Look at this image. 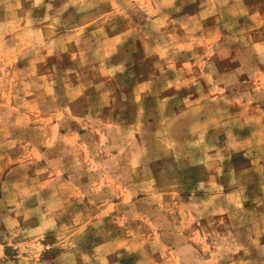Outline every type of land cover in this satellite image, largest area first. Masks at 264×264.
<instances>
[{
	"label": "rangeland",
	"instance_id": "obj_1",
	"mask_svg": "<svg viewBox=\"0 0 264 264\" xmlns=\"http://www.w3.org/2000/svg\"><path fill=\"white\" fill-rule=\"evenodd\" d=\"M0 264H264V0H0Z\"/></svg>",
	"mask_w": 264,
	"mask_h": 264
}]
</instances>
